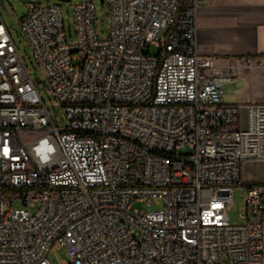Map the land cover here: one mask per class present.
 Wrapping results in <instances>:
<instances>
[{
  "label": "built area",
  "instance_id": "built-area-1",
  "mask_svg": "<svg viewBox=\"0 0 264 264\" xmlns=\"http://www.w3.org/2000/svg\"><path fill=\"white\" fill-rule=\"evenodd\" d=\"M62 2L27 3L22 31L66 127L0 11V264H53L54 248L63 264H264V182L247 186L243 224L228 215L243 168L264 162V104H227L234 78L202 57L211 0H104L107 37L85 0L70 40ZM253 66L264 58L235 68Z\"/></svg>",
  "mask_w": 264,
  "mask_h": 264
},
{
  "label": "rangeland",
  "instance_id": "rangeland-1",
  "mask_svg": "<svg viewBox=\"0 0 264 264\" xmlns=\"http://www.w3.org/2000/svg\"><path fill=\"white\" fill-rule=\"evenodd\" d=\"M58 0H4L5 8L1 6L0 11L2 16L10 29V33L17 44L22 57L26 63L27 69L34 80L36 77H40L41 80H45V75L41 69V66L35 59L32 49L24 37L22 31V20L28 12L27 3H54ZM85 0H71L62 2V16L64 20V26L68 39L75 38L74 36V7L79 2ZM96 7V16L98 19L97 28L101 37H107L110 32V26L108 21V6L103 3L102 0H92ZM148 49H146L147 51ZM159 48L153 44L150 48V52L156 55ZM222 68L215 71L216 74L233 77L234 80L231 83L225 85L226 90V103L235 105H248V104H264V66H253L246 70H238L232 68L230 63H224ZM40 92L41 97L46 103L51 117L54 119L59 127H66L67 120L65 117L63 107L51 96L48 91L47 84H36ZM38 135L25 133L22 138L25 142H31L35 140ZM243 175L250 182L244 187L233 188V200L229 204L230 209L228 215L232 224H243L245 219L244 207L246 204V192L247 186L252 183L264 182V162H249L243 168ZM23 205L21 203H15L11 209H21ZM38 206L31 208V212H35ZM162 208V203L152 204L150 206L146 203L140 202L138 199H134L130 209H144L146 211H154ZM51 260L53 264H63L69 260L67 251L65 248H54L51 252Z\"/></svg>",
  "mask_w": 264,
  "mask_h": 264
},
{
  "label": "crops",
  "instance_id": "crops-1",
  "mask_svg": "<svg viewBox=\"0 0 264 264\" xmlns=\"http://www.w3.org/2000/svg\"><path fill=\"white\" fill-rule=\"evenodd\" d=\"M197 25L200 53L217 69L264 53V0H211L199 9Z\"/></svg>",
  "mask_w": 264,
  "mask_h": 264
},
{
  "label": "water",
  "instance_id": "water-1",
  "mask_svg": "<svg viewBox=\"0 0 264 264\" xmlns=\"http://www.w3.org/2000/svg\"><path fill=\"white\" fill-rule=\"evenodd\" d=\"M62 1H71V0H62ZM102 2L104 3V0H102ZM0 3H1V6H2L3 8H5V3H4V1H3V0H0ZM34 80H35L36 84H39V83H43V84H45V80H41L40 77H36Z\"/></svg>",
  "mask_w": 264,
  "mask_h": 264
},
{
  "label": "trees",
  "instance_id": "trees-1",
  "mask_svg": "<svg viewBox=\"0 0 264 264\" xmlns=\"http://www.w3.org/2000/svg\"><path fill=\"white\" fill-rule=\"evenodd\" d=\"M253 57H255V58H264V53H261L259 55H255ZM256 184H259V183H252V185H256Z\"/></svg>",
  "mask_w": 264,
  "mask_h": 264
}]
</instances>
